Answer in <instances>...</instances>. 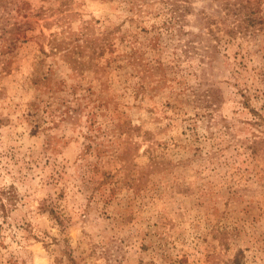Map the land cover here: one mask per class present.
Here are the masks:
<instances>
[{
  "label": "rangeland",
  "instance_id": "obj_1",
  "mask_svg": "<svg viewBox=\"0 0 264 264\" xmlns=\"http://www.w3.org/2000/svg\"><path fill=\"white\" fill-rule=\"evenodd\" d=\"M0 264H264V0H0Z\"/></svg>",
  "mask_w": 264,
  "mask_h": 264
}]
</instances>
